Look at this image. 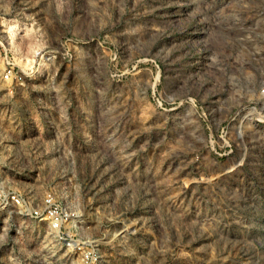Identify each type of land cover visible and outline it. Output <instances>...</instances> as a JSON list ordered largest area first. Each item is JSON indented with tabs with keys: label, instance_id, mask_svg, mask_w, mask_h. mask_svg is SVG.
Masks as SVG:
<instances>
[{
	"label": "rangeland",
	"instance_id": "obj_1",
	"mask_svg": "<svg viewBox=\"0 0 264 264\" xmlns=\"http://www.w3.org/2000/svg\"><path fill=\"white\" fill-rule=\"evenodd\" d=\"M263 81L264 0H0V185L68 215L0 264H264Z\"/></svg>",
	"mask_w": 264,
	"mask_h": 264
},
{
	"label": "built area",
	"instance_id": "obj_2",
	"mask_svg": "<svg viewBox=\"0 0 264 264\" xmlns=\"http://www.w3.org/2000/svg\"><path fill=\"white\" fill-rule=\"evenodd\" d=\"M10 67V66H9ZM13 68H8L5 76L8 78L12 73ZM260 96L263 103L264 110V81L260 86ZM10 204L17 205L20 208V212L25 216H30L35 219L48 221L50 228L56 232L58 237L63 240L65 243L67 238L63 235L60 236L62 232L63 224L68 219L67 212H65L60 206L56 205V201L49 194L46 197V206L43 210L31 209V206L27 205V202L20 198L19 195L7 191L3 188V185H0V210L6 209ZM75 248H81L79 243H74ZM99 255L95 254L92 250H84L81 256L82 264H99L100 259Z\"/></svg>",
	"mask_w": 264,
	"mask_h": 264
}]
</instances>
